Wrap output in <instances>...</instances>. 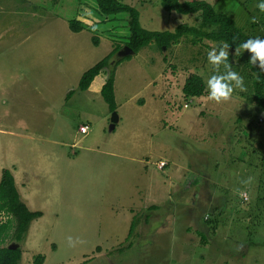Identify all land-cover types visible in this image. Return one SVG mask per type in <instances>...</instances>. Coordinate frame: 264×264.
Returning <instances> with one entry per match:
<instances>
[{"label": "rangeland", "instance_id": "374dc122", "mask_svg": "<svg viewBox=\"0 0 264 264\" xmlns=\"http://www.w3.org/2000/svg\"><path fill=\"white\" fill-rule=\"evenodd\" d=\"M123 1L148 29L197 23L196 13L167 10L161 0ZM212 1L264 40L256 7L264 0ZM69 18L85 28L75 33ZM128 32L127 12L101 13L95 0H0V173L10 168L20 197L42 211L19 241V264L38 253L41 264H264V113L252 55L228 46L246 90L217 104L207 81L225 69L215 71L208 53L221 44L151 41L116 66L118 121L109 129L100 93L108 68L85 90L77 82ZM190 72L202 76V95L183 94ZM12 230L13 222L0 244L14 241Z\"/></svg>", "mask_w": 264, "mask_h": 264}, {"label": "trees", "instance_id": "16d2710c", "mask_svg": "<svg viewBox=\"0 0 264 264\" xmlns=\"http://www.w3.org/2000/svg\"><path fill=\"white\" fill-rule=\"evenodd\" d=\"M98 10L105 14H115L118 12H127L129 32L127 39L123 44L129 45L134 53L140 48L154 41L160 48L168 47L177 43L181 37L189 36L193 43H197L203 38L211 39L218 44L227 43L229 47L239 48L249 39H255L245 31H243L234 21V19L223 11L217 10L214 5L207 0H161V5L167 10H175L180 13H196L195 24L178 23L173 29H148L142 26L139 19V10L123 0H95ZM264 25V23H263ZM68 27L72 31L83 29L82 22L77 18L68 19ZM92 42L98 43L96 35H92ZM121 44L115 45L104 56L87 67L80 75L77 86L81 90L87 89L94 77L104 68H108L107 75L100 86V93L106 101L110 111L116 108V100L114 93V75L117 64L131 57L132 54L117 56L116 52ZM253 55L252 53H250ZM249 68L253 73L252 87L254 98L259 106L260 111L264 112V72L259 70V61L256 65L249 62ZM205 91V83L202 76L196 72H190L182 85V92L186 96H199ZM73 93V89L69 90L67 97ZM186 180V179H185ZM200 180H195L193 184ZM188 182V183H186ZM187 187L190 188L192 182L186 180ZM184 188V189H186ZM151 207L155 205H150ZM6 214L5 220H0V243L3 242L8 230L12 226L13 243L18 245L14 248L8 247V244H0V264H19L22 254V248L19 241H22L28 230L30 221L41 215L39 209H30L28 205L20 197V193L15 183L14 174L8 167H2L0 173V215ZM135 220H132L129 226V233L134 226ZM201 240L205 241L202 234ZM44 255L38 253L35 255L33 264H41Z\"/></svg>", "mask_w": 264, "mask_h": 264}, {"label": "clouds", "instance_id": "9594fccd", "mask_svg": "<svg viewBox=\"0 0 264 264\" xmlns=\"http://www.w3.org/2000/svg\"><path fill=\"white\" fill-rule=\"evenodd\" d=\"M256 7L261 12H264V2L257 4ZM240 48L252 53L253 55L250 57V63L256 65L257 61H259V70L264 72V40L259 38L249 39L247 42L243 43ZM228 57V44L223 42L219 48L218 54L216 49L208 53V60L210 64L213 65L215 71L219 72L221 65L225 69V74L212 75L207 81L209 90L208 98L215 101L217 104L230 101L236 89L240 91L246 90L243 77L231 69V65L228 63ZM252 179V177H249L247 180H242L241 183L248 185L252 182ZM71 239V237H68L69 242H71ZM80 243L82 244L84 241L80 240Z\"/></svg>", "mask_w": 264, "mask_h": 264}, {"label": "water", "instance_id": "95a60500", "mask_svg": "<svg viewBox=\"0 0 264 264\" xmlns=\"http://www.w3.org/2000/svg\"><path fill=\"white\" fill-rule=\"evenodd\" d=\"M134 50L127 44H123L116 52L117 56H124L127 54H133ZM263 112V111H262ZM264 113V112H263ZM118 121V114L116 112V110H112L111 113V122L109 124V129H113L115 127V122ZM18 245V243L14 244L13 242L8 244V247L10 248H14Z\"/></svg>", "mask_w": 264, "mask_h": 264}, {"label": "built area", "instance_id": "2783aa9c", "mask_svg": "<svg viewBox=\"0 0 264 264\" xmlns=\"http://www.w3.org/2000/svg\"><path fill=\"white\" fill-rule=\"evenodd\" d=\"M78 129L80 132L86 133L87 132V124H80ZM164 164H165V161L163 160L160 162L159 167H162V165H164ZM243 195L246 197L245 193Z\"/></svg>", "mask_w": 264, "mask_h": 264}, {"label": "crops", "instance_id": "0c3cea01", "mask_svg": "<svg viewBox=\"0 0 264 264\" xmlns=\"http://www.w3.org/2000/svg\"><path fill=\"white\" fill-rule=\"evenodd\" d=\"M208 2L212 3V4L215 6V3H214L212 0H209ZM84 28H85V27H84ZM81 30H82V29H81ZM81 30H79V31H74V32H75V33H78V32H80ZM84 70H85V69H84ZM84 70H83V71H84ZM83 71H82V72H83ZM82 72H81V73H82ZM80 75H81V74H80ZM79 77H80V76H79ZM94 78H95V77H94ZM103 81H104V80H103ZM92 82H93V81H92ZM92 82H91V84H90L89 87H91ZM102 83H103V82H102ZM89 87H88V88H89ZM261 114H263L262 111H261ZM263 115H264V114H263ZM115 124H116V123H115ZM200 177H202L201 174H200ZM199 182H201V180H200ZM196 184H197V183H196ZM196 184H194V185H196ZM191 187H193V186H191ZM191 187H190V188H191ZM190 188H189V189H190Z\"/></svg>", "mask_w": 264, "mask_h": 264}]
</instances>
